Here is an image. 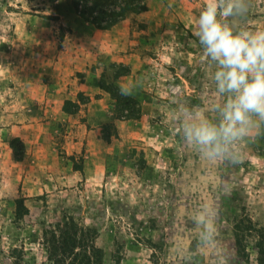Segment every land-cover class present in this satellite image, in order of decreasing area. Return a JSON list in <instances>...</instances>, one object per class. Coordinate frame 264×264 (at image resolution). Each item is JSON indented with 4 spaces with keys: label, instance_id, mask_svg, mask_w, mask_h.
<instances>
[{
    "label": "rangeland",
    "instance_id": "1",
    "mask_svg": "<svg viewBox=\"0 0 264 264\" xmlns=\"http://www.w3.org/2000/svg\"><path fill=\"white\" fill-rule=\"evenodd\" d=\"M77 1L0 0V264H54L44 245L46 233L65 223L95 240L96 264H259L264 121L253 117L247 134L227 144L231 156L210 160L199 145L187 142L186 122L197 114L221 122L199 42L185 53L171 45L147 51L155 64L161 60V81L170 85L161 99L167 128L150 131L159 136L149 144L106 145L119 137L113 102L99 132L106 146L98 168L95 144L86 146L84 140L82 153L66 154L69 123L54 120L51 102L58 101L59 108L62 100L49 98L48 75L42 74L74 32L86 43L89 31L83 27L98 29L79 17ZM105 1L111 9L125 0ZM157 1L141 4L149 10ZM248 3L246 15L229 18L237 31L255 32L254 21L264 14V0ZM110 135L116 137L107 142ZM40 154L52 162H34ZM77 168H82L78 179ZM18 200L28 209L24 217L17 216Z\"/></svg>",
    "mask_w": 264,
    "mask_h": 264
},
{
    "label": "crops",
    "instance_id": "2",
    "mask_svg": "<svg viewBox=\"0 0 264 264\" xmlns=\"http://www.w3.org/2000/svg\"><path fill=\"white\" fill-rule=\"evenodd\" d=\"M205 4L206 0H159L149 5V10L145 12L129 13L108 30L83 27V30L89 31L86 43L81 42L80 34L74 32L72 42L57 55L56 60L49 61L48 72L42 74L48 75L51 91L49 98L62 100L59 108L58 101L51 102L55 103L56 111L52 116L55 121L64 120L69 123V136L63 146L68 156L82 153L85 140L86 146L95 144L99 149L100 156L94 161L98 168L103 160L102 149L106 145L115 148V142H119L123 146L120 148H124L127 143L149 144L150 139L159 136H152L150 131L167 128L162 121L163 112L166 111L162 110L164 105L161 99L165 97L162 91L164 88L166 91L170 85L161 81L162 74L159 72L164 67L161 60L157 59L155 64L147 51L152 48H158L159 51L161 48L169 49L168 46L171 45L172 49L176 46L177 51L185 53L187 46L197 45L198 41L193 33ZM254 23H257L256 31H264V14ZM19 63L17 62L20 66ZM117 74L120 75L117 77ZM102 81H109L119 90L122 85L130 87L132 95L128 97L138 101L141 109L147 107L138 119L117 118L115 126L119 137L106 145L99 132L104 125L103 116L111 112L108 108L114 101L101 86ZM80 95L89 101L80 102ZM65 101L78 103L77 112H65ZM50 108H53L52 104ZM89 150L85 155L87 165L92 161ZM52 159L51 156L40 154L33 161L48 163ZM79 174L78 171H73L76 179Z\"/></svg>",
    "mask_w": 264,
    "mask_h": 264
},
{
    "label": "clouds",
    "instance_id": "3",
    "mask_svg": "<svg viewBox=\"0 0 264 264\" xmlns=\"http://www.w3.org/2000/svg\"><path fill=\"white\" fill-rule=\"evenodd\" d=\"M248 10V0H206L196 21L193 34L209 60L211 103L221 122L216 125L197 114L186 122L185 135L210 160L231 156L227 144L247 134L253 117L264 121V31H237L228 22ZM120 94L130 96L132 89L122 85Z\"/></svg>",
    "mask_w": 264,
    "mask_h": 264
},
{
    "label": "trees",
    "instance_id": "4",
    "mask_svg": "<svg viewBox=\"0 0 264 264\" xmlns=\"http://www.w3.org/2000/svg\"><path fill=\"white\" fill-rule=\"evenodd\" d=\"M105 0H78L75 9L79 17L87 23L96 26L98 29L108 30L122 21L129 13H142L147 11V7L141 4L142 0H125L122 3L117 1L115 8H106L102 3ZM102 4V5H101ZM120 74H117V77ZM101 86L110 94L116 107L118 119H138L142 111L138 101L128 96L120 94V90L113 84L102 81ZM82 95L80 102H85ZM79 108L78 103L65 101L64 110L74 114ZM116 135H110L105 140L110 142ZM74 161V157H71ZM82 172V168H77ZM17 216L24 217L28 214V209L21 200L16 202ZM264 232V228L262 229ZM92 238L81 227L65 223L60 224L56 230L46 233L44 245L48 251V260L54 264H96L99 250ZM258 263L264 264V241L261 239L258 250Z\"/></svg>",
    "mask_w": 264,
    "mask_h": 264
}]
</instances>
